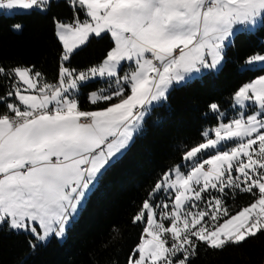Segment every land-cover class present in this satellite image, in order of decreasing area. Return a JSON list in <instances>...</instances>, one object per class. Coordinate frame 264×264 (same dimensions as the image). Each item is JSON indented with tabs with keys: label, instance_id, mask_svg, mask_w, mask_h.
<instances>
[{
	"label": "snow or ice",
	"instance_id": "obj_1",
	"mask_svg": "<svg viewBox=\"0 0 264 264\" xmlns=\"http://www.w3.org/2000/svg\"><path fill=\"white\" fill-rule=\"evenodd\" d=\"M60 0H0V15L49 11ZM50 81L35 64L0 55V232L25 234L32 252L62 240L104 173L142 132L154 105L193 74L220 70L241 27L264 25V0H63ZM14 31L21 24L12 25ZM107 38L100 62L74 57ZM264 63L255 54L247 64ZM94 107L81 106L82 89ZM230 108L207 105L215 125L155 182L132 216L143 225L126 264H196L264 237V75L238 87ZM246 194L233 212L227 200ZM120 236L121 230L113 228ZM264 264V261H261Z\"/></svg>",
	"mask_w": 264,
	"mask_h": 264
},
{
	"label": "trees",
	"instance_id": "obj_2",
	"mask_svg": "<svg viewBox=\"0 0 264 264\" xmlns=\"http://www.w3.org/2000/svg\"><path fill=\"white\" fill-rule=\"evenodd\" d=\"M53 16L62 19L69 16L63 0L54 3L47 12L33 9L0 15V55L8 61L35 64L48 80H54L59 44L54 36ZM14 24H21L22 29L14 31ZM107 46V38L93 39L74 57L73 66L83 68L100 62ZM255 54H264V25L260 24L253 30L236 32L220 70L194 76L171 90L167 102L150 108L142 132L104 173L64 239L53 237L32 252L27 243L31 237L0 232V264H126L143 228L131 223L132 216L156 180L171 166L181 164L182 153L202 142V131L215 125L207 105L219 102L228 111L234 90L264 74V65L241 68ZM106 86L98 82L82 89L81 106L94 107L88 93ZM249 199L248 195L240 194L229 197L227 203L235 212L246 206ZM114 227L121 230L115 240ZM261 261H264V237L223 251H202L196 264H261Z\"/></svg>",
	"mask_w": 264,
	"mask_h": 264
},
{
	"label": "rangeland",
	"instance_id": "obj_3",
	"mask_svg": "<svg viewBox=\"0 0 264 264\" xmlns=\"http://www.w3.org/2000/svg\"><path fill=\"white\" fill-rule=\"evenodd\" d=\"M15 11H28V10H15ZM14 11H11V12H7L6 14H12ZM257 26V25H256ZM256 26H248V28H246V30H253ZM261 55H264V54H261ZM248 60V59H247ZM264 65V63H262V62H255V63H252V64H245V65H243L241 68H245V67H249V68H254V67H260V66H263ZM206 71H209V70H204L203 72H206ZM203 72H201V73H203ZM213 72H216V71H213ZM201 73H199V74H201ZM199 74H193V76L191 77V78H193L194 76H198ZM262 75H264V74H262ZM259 76H261V75H259ZM258 77V76H257ZM257 77H255L254 79H256ZM190 78V79H191ZM254 79H252V80H254ZM189 80V79H188ZM251 81V80H250ZM250 81H248V82H250ZM248 82H246V83H248ZM245 84V83H244ZM242 86V85H241ZM228 112H229V115H232V114H234L233 112H232V109L231 108H229V110H228ZM207 129V128H206ZM59 241H61V240H59Z\"/></svg>",
	"mask_w": 264,
	"mask_h": 264
},
{
	"label": "crops",
	"instance_id": "obj_4",
	"mask_svg": "<svg viewBox=\"0 0 264 264\" xmlns=\"http://www.w3.org/2000/svg\"><path fill=\"white\" fill-rule=\"evenodd\" d=\"M15 11V10H14ZM246 28H248V27H241L240 29H245L246 30Z\"/></svg>",
	"mask_w": 264,
	"mask_h": 264
}]
</instances>
